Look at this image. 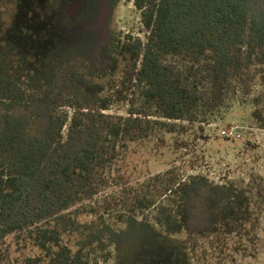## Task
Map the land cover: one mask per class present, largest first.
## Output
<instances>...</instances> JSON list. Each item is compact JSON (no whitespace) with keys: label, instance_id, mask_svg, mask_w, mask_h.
I'll list each match as a JSON object with an SVG mask.
<instances>
[{"label":"trees","instance_id":"trees-1","mask_svg":"<svg viewBox=\"0 0 264 264\" xmlns=\"http://www.w3.org/2000/svg\"><path fill=\"white\" fill-rule=\"evenodd\" d=\"M125 2L132 3L148 34L145 45L129 35L112 43L133 90L126 117L98 113L87 127L91 133L72 117L66 141L55 144L53 135L66 118L44 123L33 94L0 76V104L21 110L19 116L0 115V264H111L109 246L120 242L123 231L118 234L116 226L124 218L129 225L151 217L168 236L184 229L202 235L199 231L214 227L210 205L221 197L205 179L184 180L175 169L98 196L114 186L113 165L122 144L170 132L168 120L211 117L216 104L228 107L264 75V0ZM134 56L138 61L130 65ZM72 80L91 97L104 91L80 75ZM110 102L100 99L98 110H108ZM250 104L264 128V89ZM226 190L225 203L236 204H226L222 212L227 234L234 207L241 213L242 193ZM201 242L192 244L191 253L205 256L219 248Z\"/></svg>","mask_w":264,"mask_h":264},{"label":"rangeland","instance_id":"rangeland-1","mask_svg":"<svg viewBox=\"0 0 264 264\" xmlns=\"http://www.w3.org/2000/svg\"><path fill=\"white\" fill-rule=\"evenodd\" d=\"M126 35L145 45L148 34L139 13L125 0H0V76L16 80L33 94L44 123L66 118L53 135L55 144L63 143L72 117L88 131L98 113L127 116L133 90L123 78L124 64L111 50L113 40ZM136 61L135 56L129 58L130 65ZM74 74L103 85L104 91L89 96L72 80ZM263 89L264 75L249 82L228 107L216 104L211 117L195 122L168 120L170 132L158 130L148 139L117 148L114 186L99 198L113 194L118 186L139 184L175 169L184 180L205 179L221 200L210 205L214 227L199 231L203 236L187 229L168 236L151 217L129 225L124 218L116 226L118 234L123 231L120 242L109 246L111 264H264V128L250 104ZM105 97L111 99V106L100 111L99 100ZM20 111L0 104V115L19 116ZM230 127H237L238 138L221 137L220 132ZM226 189L242 193L239 211L244 214L236 215L234 207L227 234L222 212L226 204H236L234 199L225 203ZM196 241L214 242L219 248L205 256L199 251L193 254Z\"/></svg>","mask_w":264,"mask_h":264},{"label":"built area","instance_id":"built-area-1","mask_svg":"<svg viewBox=\"0 0 264 264\" xmlns=\"http://www.w3.org/2000/svg\"><path fill=\"white\" fill-rule=\"evenodd\" d=\"M237 127H230L228 129L222 130L220 132V135L222 138L227 139V140H234L235 138H238V131Z\"/></svg>","mask_w":264,"mask_h":264}]
</instances>
